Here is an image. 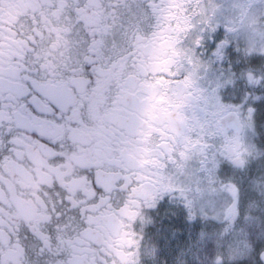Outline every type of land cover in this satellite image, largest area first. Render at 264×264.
<instances>
[{
  "label": "snow or ice",
  "instance_id": "obj_1",
  "mask_svg": "<svg viewBox=\"0 0 264 264\" xmlns=\"http://www.w3.org/2000/svg\"><path fill=\"white\" fill-rule=\"evenodd\" d=\"M0 264H264V0H0Z\"/></svg>",
  "mask_w": 264,
  "mask_h": 264
},
{
  "label": "flooded vegetation",
  "instance_id": "obj_2",
  "mask_svg": "<svg viewBox=\"0 0 264 264\" xmlns=\"http://www.w3.org/2000/svg\"><path fill=\"white\" fill-rule=\"evenodd\" d=\"M176 27L179 28L180 25L177 24ZM166 45H167V38L165 37V38L162 40V42H161V53H163V51L165 50V46H166ZM166 63H167V61H166L165 59H161V60L159 61V65H160V66H163V65L166 64ZM159 82H160V81H158V83H159ZM158 100L162 101V100H163V97H162V96L159 97Z\"/></svg>",
  "mask_w": 264,
  "mask_h": 264
}]
</instances>
